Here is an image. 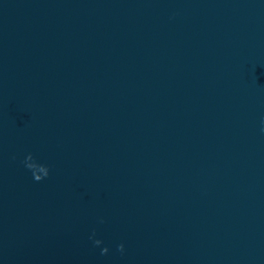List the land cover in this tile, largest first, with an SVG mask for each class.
<instances>
[{
  "label": "water",
  "instance_id": "obj_1",
  "mask_svg": "<svg viewBox=\"0 0 264 264\" xmlns=\"http://www.w3.org/2000/svg\"><path fill=\"white\" fill-rule=\"evenodd\" d=\"M0 264H264V0H0Z\"/></svg>",
  "mask_w": 264,
  "mask_h": 264
},
{
  "label": "clouds",
  "instance_id": "obj_2",
  "mask_svg": "<svg viewBox=\"0 0 264 264\" xmlns=\"http://www.w3.org/2000/svg\"><path fill=\"white\" fill-rule=\"evenodd\" d=\"M25 166L28 169L32 170L34 179L36 181H40V180L44 179L45 177H47L49 175L48 167H46L44 165H41V164H37L34 161L33 156L31 154H28V156L25 158ZM36 168L43 169V175H37L36 172H35ZM94 243L96 245H99L101 243V241L96 240V241H94ZM118 250L119 251H123V245L122 244L118 246ZM107 252H108V249L106 247L104 249H102V254H106Z\"/></svg>",
  "mask_w": 264,
  "mask_h": 264
}]
</instances>
